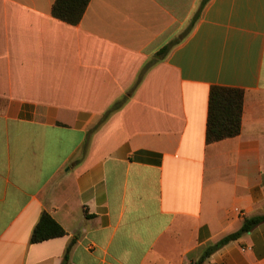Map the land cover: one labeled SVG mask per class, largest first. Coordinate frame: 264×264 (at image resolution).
Returning <instances> with one entry per match:
<instances>
[{"label":"crops","instance_id":"0c3cea01","mask_svg":"<svg viewBox=\"0 0 264 264\" xmlns=\"http://www.w3.org/2000/svg\"><path fill=\"white\" fill-rule=\"evenodd\" d=\"M55 1L0 0V264H195L264 216V0ZM213 86L244 112L207 143ZM202 264H264V221Z\"/></svg>","mask_w":264,"mask_h":264},{"label":"trees","instance_id":"16d2710c","mask_svg":"<svg viewBox=\"0 0 264 264\" xmlns=\"http://www.w3.org/2000/svg\"><path fill=\"white\" fill-rule=\"evenodd\" d=\"M91 0H56L53 4V15L69 24L76 25L82 20ZM169 47L161 50L166 52ZM128 96L122 97L104 114L102 122L106 121L115 111L119 110L126 102ZM244 112V90L236 87L213 86L209 95L207 143L235 137L242 129ZM264 221V216L245 219L242 227L230 233L210 246L195 264H202L213 252L226 243L239 238L250 231L254 226ZM66 234L64 227L48 212H43L36 224L31 242L38 243Z\"/></svg>","mask_w":264,"mask_h":264},{"label":"built area","instance_id":"2783aa9c","mask_svg":"<svg viewBox=\"0 0 264 264\" xmlns=\"http://www.w3.org/2000/svg\"><path fill=\"white\" fill-rule=\"evenodd\" d=\"M241 213L243 214V212L241 211Z\"/></svg>","mask_w":264,"mask_h":264}]
</instances>
